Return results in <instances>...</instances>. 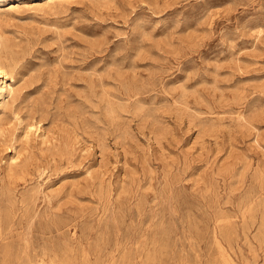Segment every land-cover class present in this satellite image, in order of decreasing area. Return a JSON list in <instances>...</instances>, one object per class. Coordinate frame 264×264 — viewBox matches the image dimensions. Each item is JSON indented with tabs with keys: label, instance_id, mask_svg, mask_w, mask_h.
<instances>
[{
	"label": "rangeland",
	"instance_id": "1",
	"mask_svg": "<svg viewBox=\"0 0 264 264\" xmlns=\"http://www.w3.org/2000/svg\"><path fill=\"white\" fill-rule=\"evenodd\" d=\"M2 3L0 264H264V0Z\"/></svg>",
	"mask_w": 264,
	"mask_h": 264
},
{
	"label": "bare ground",
	"instance_id": "2",
	"mask_svg": "<svg viewBox=\"0 0 264 264\" xmlns=\"http://www.w3.org/2000/svg\"><path fill=\"white\" fill-rule=\"evenodd\" d=\"M5 0H0V47H1V40H2V37H3V35H2V26H4L3 24H4V19L2 18V16L4 15V13H6V12H2V9H3V3L2 2H4ZM49 2H56L57 0H48ZM61 2V1H60ZM2 3V4H1ZM50 3V4H51ZM58 3V2H57ZM21 4H23V3H20V2H12V5L10 6V8H16L17 9V7L19 8V6H21ZM5 7V6H4ZM9 10V9H8ZM11 10V9H10ZM3 31H4V29H3ZM4 34V33H3ZM4 42V41H3ZM7 44V43H6ZM6 44H5V46H6ZM10 46V45H9ZM3 59V58H2ZM2 59H1V55H0V77H2V76H5V74H7V72L5 71V69H4V64H3V61H2ZM5 63V62H4ZM14 91H15V87L11 84V83H7V82H5V84L1 87V95H3V98H4V100H7L10 96H12L13 95V93H14ZM23 181V180H22Z\"/></svg>",
	"mask_w": 264,
	"mask_h": 264
}]
</instances>
